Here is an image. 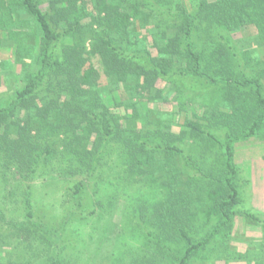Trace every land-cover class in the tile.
<instances>
[{
	"label": "trees",
	"instance_id": "obj_1",
	"mask_svg": "<svg viewBox=\"0 0 264 264\" xmlns=\"http://www.w3.org/2000/svg\"><path fill=\"white\" fill-rule=\"evenodd\" d=\"M250 27L254 37H236ZM0 29L16 47L0 100V187L1 167L28 181L25 219L0 210L12 229L0 264H72L70 224L122 194L142 241L129 264H192L206 251L264 264V214L244 198L236 161L238 143L264 140V64L244 49L264 45V0H0ZM50 167L68 192L52 221L30 183ZM102 187L105 204L93 198ZM240 217L261 231L243 252L230 242L244 237ZM111 256L99 264H121Z\"/></svg>",
	"mask_w": 264,
	"mask_h": 264
},
{
	"label": "rangeland",
	"instance_id": "obj_2",
	"mask_svg": "<svg viewBox=\"0 0 264 264\" xmlns=\"http://www.w3.org/2000/svg\"><path fill=\"white\" fill-rule=\"evenodd\" d=\"M256 34V30L250 27L244 33H238L236 37H254ZM5 37V33L0 29V100L5 99L9 94V86L11 85L10 65L15 61L14 53L16 51V47L9 45V40L5 39ZM202 42L203 40L199 41V43ZM250 48L255 49L256 54L259 55L260 60L264 64V45L253 40L244 49ZM252 54L254 53L252 52ZM15 70L18 69L15 67ZM247 71L251 73V67L247 68ZM17 74L16 71L14 76L17 77ZM212 95L214 99H217V94L212 93ZM236 161L241 168V177L244 180L242 182L244 198L247 203L252 200L253 206L257 210L256 212L264 214V140L255 138L238 143L236 145ZM1 169L4 170L2 172L7 171V176L6 181L0 187V210L5 212L8 220H14L19 223L25 219L21 192L28 185V181H23L17 177L14 178V181H11L9 180V169L7 167L5 169L1 167ZM51 170H53L51 167L44 170L45 173L39 170L34 181L30 183H32L31 198L34 206L45 210L43 218L52 221V218H55L53 216L54 212L58 216L64 210L68 201V192L66 184L62 182L63 180L46 174V172ZM113 172L104 173L109 180L116 183L115 178L117 176ZM42 173L44 175H40ZM49 174L57 176L54 173ZM247 180H249V185L246 184ZM109 185L110 182L106 186ZM98 188L100 187H97L96 190ZM106 190L105 187H102L100 192L94 194V200L99 199L104 204L109 202V197L107 196L109 193L105 192ZM11 192L17 193V196H11ZM127 199L126 194H122V197L120 196L116 201L114 208L100 211L99 215L92 219L75 221L73 224H70L67 232L73 239H71L72 242L77 241L73 244L74 247L70 248L71 250L68 254L71 256L72 264H99L103 257L110 258L113 254H115V258L119 259L121 264L130 263L132 259V254L130 253L131 246L138 247L142 241L138 236L132 239L134 235L130 236L128 231L130 228V216H126L123 213L125 212L124 205L125 203L127 205ZM45 208L52 210L50 211ZM203 221H205V218L200 217L199 223L201 224ZM236 224L237 229L235 232L238 231L244 237L238 239L232 236L234 239H230V242L232 246L238 248L239 252H243L248 247L244 240L248 238L258 240L261 236V231L259 227L247 224L241 217L236 218ZM120 225L121 229L124 228L125 231L118 234L117 227ZM11 232L12 229L0 221V257L7 255V258H9V246H12L11 241L9 242ZM34 245L39 252L44 250V245L41 242H35ZM192 264H247V262L242 258L237 259L235 257L228 260L217 259L211 251H206L199 255Z\"/></svg>",
	"mask_w": 264,
	"mask_h": 264
}]
</instances>
